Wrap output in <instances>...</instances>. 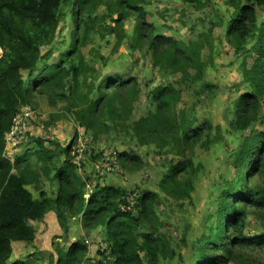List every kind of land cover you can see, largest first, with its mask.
Here are the masks:
<instances>
[{"label":"trees","instance_id":"obj_1","mask_svg":"<svg viewBox=\"0 0 264 264\" xmlns=\"http://www.w3.org/2000/svg\"><path fill=\"white\" fill-rule=\"evenodd\" d=\"M68 1L0 0V264H30L25 259L12 260L13 244L32 245L36 229L31 223L41 222L49 211L54 210L65 232L67 214L80 217L85 230L102 228L106 240L111 243L116 264H144L143 258H147L149 264H157L161 257L173 259L176 255L170 250V241L160 234L162 222L156 212L158 202L155 193L138 194L136 215L125 200L127 192L119 187L98 186L89 197L85 195V183L70 160L75 138L72 144L59 152L50 150L43 140L36 139L39 150L34 154L42 164L39 171L31 167L33 153L30 148L14 160L7 155V135L23 107L31 105L34 91L39 94L50 92L65 100L66 110L87 132L99 133L103 128L105 131L109 128L118 130L121 125L123 130L133 131L140 145L154 144L160 149L172 146L180 155L213 131L208 122L195 127V120H189L183 111L177 110L181 94L172 84L159 85L152 90L155 112L125 126L138 95L136 79L106 75L96 86L97 77L89 80L95 75V68L87 66L81 51L85 44L82 40L88 39L94 31V25L89 26L88 16L91 22L93 19L87 15L92 0L77 1L74 17L78 26L73 43L61 54L58 63L47 65L45 62L50 60L54 50L51 48L45 53L43 50L55 43L64 19L61 8ZM145 1L116 0L108 5L107 14L100 18L103 22L100 25L103 28L101 37L105 38L106 34L117 36L116 47L119 48L127 38L125 22L133 16L136 24L131 33L130 47L134 51L146 48L154 66L168 69L171 73L180 72L186 79L201 76L205 69L202 60L204 45L196 41L186 44L174 36L158 33L157 26L147 20L145 5H142ZM184 1L196 9L204 6L203 0ZM228 4L234 12L226 38L235 53L243 55L241 71L244 81L252 89L236 101V117L231 126L237 131H247L258 121V108L264 97V21L259 22L256 14V6L264 7V0H228ZM85 15L86 19L82 17ZM250 44L253 46L249 47ZM42 63L45 64L43 68ZM191 70L196 71L194 76H190ZM24 72L27 73L26 78ZM112 88L114 90L110 92ZM94 93L95 98L92 97ZM94 136L96 138L97 134ZM93 154L92 160L100 157ZM61 156L65 157L62 165L55 166V160ZM117 156L123 167L141 165V159L136 155L121 152ZM234 168V178L226 181L214 213L208 216L209 221L213 220L208 227L209 233H204L195 242L196 264H229L236 260L240 251H235L236 248L264 250V233L246 235L243 232L248 213L264 214V132L243 137L235 153ZM52 170V179L59 184L56 197L49 199L41 193V200L34 198L27 187L32 183L38 187L39 173L48 174ZM237 171L244 173L241 178L243 184ZM196 174L192 161L173 162L160 183L161 190L175 199H190ZM257 175L260 182L251 184ZM120 204L125 206V211L120 209ZM141 223L147 225L151 232H141ZM58 240L52 243L57 256L54 264H81L84 261L88 250L85 242L77 240L63 248ZM223 252L227 256L219 255ZM31 257L32 254L28 255L29 260Z\"/></svg>","mask_w":264,"mask_h":264},{"label":"rangeland","instance_id":"obj_2","mask_svg":"<svg viewBox=\"0 0 264 264\" xmlns=\"http://www.w3.org/2000/svg\"><path fill=\"white\" fill-rule=\"evenodd\" d=\"M77 1L79 0H69L67 4L62 5L64 19L57 39L53 45L43 50L44 53L51 48L54 50V55L52 54L50 60L45 62L47 65L58 63L61 54L73 43L74 32L78 26L74 17V10L78 8ZM115 1L92 0L89 3L90 10L87 11V15L90 14L93 20L91 22L88 16V23L89 26L94 25V31L88 39L82 40L85 44L81 50L87 66L95 68V75L89 80L97 77L95 84L98 86L106 75L136 79L138 95L132 104V115L125 126L155 112L152 90L159 85L172 84L181 94L177 110L183 111L189 120H195V127L208 122L212 125L213 131L210 134L206 133L202 140L196 142L194 147L188 149L184 155H180L177 148L172 146L162 149L154 144L142 146L133 136V131L127 128L123 130L121 125L118 130L109 128L105 131L103 128L99 133L87 132L89 148L93 151V156L97 153L100 157L95 162L87 158V162H84L81 169H76V172L86 182L87 187L84 189L86 194H90L98 186L119 187L129 196L136 192L155 193L158 202L156 212L162 222L160 234L170 241L172 248L170 250L176 255L173 259L161 257L157 264H196L193 252L195 242L204 233H209L208 227L213 220L209 221L208 216L214 213L217 198L226 188V181H231L235 176V153L243 137L250 133L264 132V97L261 98L258 108V121L247 131L235 130L231 126L236 117L235 103L242 94L252 89L249 83L244 81L241 71L243 55L236 54L226 38L227 28L234 12L228 0H203L204 6L201 9H196L194 5L184 0H146L142 4L145 5L148 22H153L157 26L158 33L174 36L186 44L196 41L204 45L202 60L205 63V69L201 76L194 79H186L180 72L171 73L168 69L156 67L146 48L134 51L130 47L131 33L136 24L133 16L125 22L127 38L119 48L116 47L117 36L106 34L105 38H102L103 28L100 25L103 22L100 18L107 14L108 5L114 4ZM256 14L258 21L263 22L264 7L256 6ZM82 17L86 19V15ZM116 17L117 15L114 16ZM108 22L112 23L110 18ZM251 46L253 44L249 45ZM249 62L251 63L252 60L250 59ZM43 67H45L44 63L41 64V68ZM190 72V76L196 74L195 70ZM23 76L26 78L27 73L24 72ZM211 86H213L212 89ZM92 97L95 98L96 94L94 93ZM117 106L120 108V104ZM67 107L65 100L58 99L50 92L39 94L38 91H34L31 105L27 108L35 112V118L30 119L26 127L16 133L15 138L12 137L8 144V156L14 160L30 148L33 153L31 167L39 171L42 164L34 154L39 150L35 140L41 139L47 148L59 152L61 148L68 145L79 126L73 115L66 110ZM94 133L97 134L96 138ZM103 152L105 154L127 152L136 155L140 157L141 165L123 167L119 160L117 167L102 171L98 173L100 174L98 177H95L94 172L98 170L96 162L108 158L103 156ZM64 158V156L58 157L55 160V166H61ZM184 159L192 161L197 174L193 179L194 190L191 192V198L179 200L165 194L161 190L160 183L167 174L170 164ZM103 164L101 163V168ZM237 173L240 181L244 173L238 171ZM53 176V170L48 174L39 173L38 187L32 183L30 187L28 186V190L36 196V199H42L41 193H44L46 198L54 199L59 184L52 179ZM254 178L251 184L260 182L259 175ZM240 182L243 184L242 180ZM54 211L57 216L56 210ZM263 215L259 212L248 213L244 234L264 233ZM37 224L39 228L40 224ZM64 224L67 232L61 228L57 218L55 234L50 226L40 227L43 234L48 236V240L44 243L45 249H49L50 243L52 244L57 238H59V246L66 248L77 240L85 242L87 238L94 240L103 237L104 234L101 228L95 231L83 229L81 218L72 217L69 214L66 215ZM140 231L151 232L150 228L143 223L140 224ZM18 246H15L12 260L25 259L30 264H54L55 262L53 255L48 257V254L33 255L29 260L30 250L26 257H18L19 252L16 253ZM30 247L35 248L34 245ZM237 250L240 251L236 260L229 264H264V250L243 251L241 248H236L235 251ZM219 255L227 256L224 252ZM143 261L144 264H149L147 258H143Z\"/></svg>","mask_w":264,"mask_h":264},{"label":"built area","instance_id":"obj_3","mask_svg":"<svg viewBox=\"0 0 264 264\" xmlns=\"http://www.w3.org/2000/svg\"><path fill=\"white\" fill-rule=\"evenodd\" d=\"M27 107L28 106H25L22 109V112H20L14 119V126L11 132L7 135L8 144L13 138H15L17 132H20L23 127H26L30 119L35 118V112L29 110ZM81 131L82 129H79V132ZM92 153L93 151L89 148L88 137H86V135L81 132L70 151L73 164L77 167V169H81L84 162L87 160V158H89V156L92 155ZM117 153L118 152H113V154H105L104 152L102 153L103 156L108 158L106 160L101 159L100 162H96V168L98 170H96L97 172H94L95 177H98V175H100L98 173L102 171H109L118 166ZM110 160L111 162L109 163ZM101 163H104L102 168ZM137 196L138 194H135L134 196L125 198V200L129 202L130 207L133 209L134 215L137 214V210L135 209V197ZM119 207L122 211H125V206L123 204H120ZM85 244L88 247V251L84 262L81 264H116V256L113 253L111 243L107 240L103 238H97L96 240L87 239Z\"/></svg>","mask_w":264,"mask_h":264},{"label":"crops","instance_id":"obj_4","mask_svg":"<svg viewBox=\"0 0 264 264\" xmlns=\"http://www.w3.org/2000/svg\"><path fill=\"white\" fill-rule=\"evenodd\" d=\"M29 187H27V189H29ZM33 197L36 198L35 195H33ZM56 220H57V216H56L55 212L49 211L46 214L44 220H42L41 222H32V225L36 229V239H35L34 243L32 244V245L35 246V248L30 247L31 244H27V243H14L13 244L14 252H15V246L19 245L17 247V249H16V253L19 252V253H17L18 257H23V258L26 257V254H27L28 250H30L28 252V255L32 254V256H33V255H39V254H41V255L48 254V257L53 255V258H55L54 261L56 262L57 256H56L55 251H53L52 246L49 249H45V244L44 243H45V240H48V236H45V234H43L42 229L40 228L42 225H45L46 227L50 226L53 229V231H54L53 234H55ZM37 223L40 224L39 228L37 226L38 225ZM35 225L37 227H35ZM37 232H38V236H37ZM103 238H105L104 234H103ZM96 239H94V240H96ZM38 245H41V246H38ZM50 245H51V243H50ZM13 256H14V253H13Z\"/></svg>","mask_w":264,"mask_h":264},{"label":"clouds","instance_id":"obj_5","mask_svg":"<svg viewBox=\"0 0 264 264\" xmlns=\"http://www.w3.org/2000/svg\"><path fill=\"white\" fill-rule=\"evenodd\" d=\"M113 89H114V88L110 89V91L113 92ZM28 106H30V105H28ZM23 108H24V107H23ZM79 129H82L81 132L84 133V134L86 135V137H88V136H87V131H86V129H85L84 127H82V126H78L77 129H76L75 134H74L73 137H72V139L74 140V138H75V140L73 141V140L71 139V141L68 143V145L72 144V141H73V144L75 143V141H76L78 135L81 133V132H79ZM73 144H72V146H73ZM68 145H67V146H68ZM67 146H66V147H67ZM72 146H71V149H72ZM7 151H8V144H7ZM70 151H71V150H70ZM92 154H93V153H92ZM118 154H119V153H118ZM7 155H8V154H7ZM96 155H98V154H96ZM91 156H92V155H91ZM91 156H89V160H90L91 162H95L96 159L98 158V157H97L95 160H92V159H91ZM70 160H71V163L73 164V161H72L71 156H70ZM85 162H87V161H85ZM118 162H119V158H118ZM73 165H74V164H73ZM74 166H75V165H74ZM75 168L77 169L76 166H75ZM88 171H89V170H88ZM81 179H82V178H81ZM82 180H83V179H82ZM94 181H96V180H94ZM94 181H93V182H94ZM83 182L85 183V188H86V187H87V186H86V182H85L84 180H83ZM91 193H92V192H91ZM91 193H90V194H91ZM90 194H86V191H85V195H86L87 197H89ZM135 194H140V193H139V192H136ZM135 194H134V195H135ZM134 195H132V196H134ZM126 197H129V195L127 194V196H125V198H126ZM135 200H136V197H135ZM133 215H134V214H133ZM99 238H103V237H99ZM87 239H89V238H87ZM87 239H86V240H87ZM103 239L106 240V238H103ZM86 240H85V241H86ZM108 242H109V241H108ZM51 246H52V244H51ZM53 248H54V247H53ZM87 251H88V250H87ZM86 254H87V253H86ZM85 256H86V255H85ZM84 260H85V258H84ZM83 262H84V261H83Z\"/></svg>","mask_w":264,"mask_h":264}]
</instances>
